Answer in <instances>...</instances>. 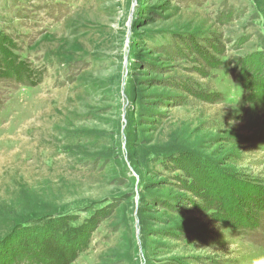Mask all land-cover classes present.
<instances>
[{
	"label": "rangeland",
	"instance_id": "374dc122",
	"mask_svg": "<svg viewBox=\"0 0 264 264\" xmlns=\"http://www.w3.org/2000/svg\"><path fill=\"white\" fill-rule=\"evenodd\" d=\"M0 48L3 264H264V0H0Z\"/></svg>",
	"mask_w": 264,
	"mask_h": 264
},
{
	"label": "trees",
	"instance_id": "16d2710c",
	"mask_svg": "<svg viewBox=\"0 0 264 264\" xmlns=\"http://www.w3.org/2000/svg\"><path fill=\"white\" fill-rule=\"evenodd\" d=\"M11 47V46H10ZM12 48V47H11ZM6 52H4L1 48H0V56H3L5 55ZM1 67H3L4 69H6L8 71L9 74H14V76L22 73L20 72V67L19 66H16L13 64V62H1ZM20 82V81H19ZM235 195L236 194H243L245 196V199L249 200L251 199V203L256 202V197L258 196H263L264 195V191L262 190H259L256 188V186H249V185H246L245 182H242L240 184V186L238 187H235ZM255 196V197H254ZM259 200V199H258ZM264 206V204L262 205ZM260 207L261 209L264 210V207ZM246 224V222H242L240 225H244ZM64 234L65 235H68L69 232L67 231V234H66V231H64ZM83 241V240H82ZM48 244V243H47ZM46 244V245H47ZM53 246V244H50V246ZM44 247H47V246H44ZM1 249V248H0ZM33 254H28L26 256H23L25 259V263L23 264H48V260H52V261H58L56 260L58 255H56L52 250L51 248L47 249V248H43V245H36L34 246L33 248H31ZM74 250V249H73ZM6 258V257H5ZM5 258H2V256L0 257V264L2 263L3 264V261L5 260ZM7 258L10 259V257L8 256ZM22 259H20L21 261ZM70 261V259L68 260ZM7 261H5L4 263H6ZM12 262L14 264H18L19 263V259L14 262V260L10 259L9 260V263Z\"/></svg>",
	"mask_w": 264,
	"mask_h": 264
}]
</instances>
